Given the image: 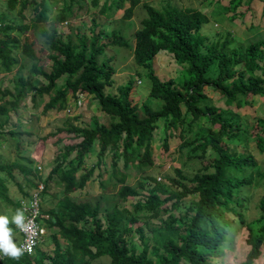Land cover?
I'll use <instances>...</instances> for the list:
<instances>
[{
	"label": "trees",
	"instance_id": "obj_1",
	"mask_svg": "<svg viewBox=\"0 0 264 264\" xmlns=\"http://www.w3.org/2000/svg\"><path fill=\"white\" fill-rule=\"evenodd\" d=\"M72 1L67 0L48 21L44 0H5L9 9L19 3L17 13L22 19L23 10L30 4L33 6L30 22L6 23L4 14L0 13V68L9 71L17 61L11 53L19 49L32 61L29 74L41 76L45 82L34 83L30 76L17 75L13 91L0 90V99L9 96L0 103V127L7 120L8 112H15L27 95L32 103L47 95L42 105V112H46L63 108L68 94L73 97L78 93L87 94L110 121L105 125L92 117L83 125L66 122L57 128L56 133H65L64 138L69 142L61 145L52 167L41 179L33 169L0 158V215L4 206H10L16 214L21 208L20 201L36 192L38 213L42 215L38 221L51 230L48 238L53 245L50 254L39 245L18 260L0 255V264H216L215 257L223 255L221 249L230 246L228 235L240 226L246 230L248 246L240 264H253L258 258L264 264V192L253 203L256 216L249 218L244 215L248 200L242 195L255 179L256 185L264 186V169L259 170L257 166L258 158L264 154V118H256L253 125H258V130L249 133L230 109L232 104L245 106L250 96H264V37L244 46L233 45L228 31L222 38L208 39L199 31L208 16L196 8L182 6L181 0L178 5L171 0H159L156 5L140 0H103L99 11H107L108 16L121 10V17L128 19L137 5L144 11L139 27L133 31V44L129 45L114 29L105 41L98 42L104 34L98 29L88 40L80 36L73 43L56 37L55 30V24L66 19ZM125 1L128 4L124 7ZM248 2L227 0L222 12L231 11L228 20H232L235 8L242 4L246 7ZM90 3L96 6L98 0ZM243 12L240 10L239 14ZM45 22L49 23L47 28L40 26L38 30L50 50L48 71L37 63L33 41L16 35ZM96 25L92 20L91 26ZM115 46L131 48L134 63L144 69L141 75L149 80V89L143 100L134 99L136 82L130 78L109 92L104 91L105 86L111 85L114 68L108 64L110 58L99 59V56L104 49ZM159 50L171 53L180 66L176 77L160 79L154 74L151 61ZM59 78L61 84L56 86ZM205 89L217 92L226 107L214 106ZM150 101L156 102L155 106ZM200 119L204 126H198L193 137L185 140L182 133H190ZM177 128L178 132L173 133ZM157 130L161 132L159 137L164 149L167 137L174 134L183 138L181 147L193 144L185 156L198 159L200 165L191 175L174 167L173 176L164 175L163 182L143 174L139 175L137 187L126 184L125 169L131 166L142 171L152 164L151 141ZM13 132L8 133L13 136ZM3 133L0 130V135ZM94 149L95 160L87 164L84 159ZM206 149H210L208 157ZM104 156L110 157L107 183L111 180L114 185L120 183L115 192L117 199L125 201L133 197L135 201L131 203V210L110 204L104 208L101 222L96 216L98 202L91 206L87 201H76L70 193L82 189L94 170L101 178L99 166ZM118 161L121 169L116 166ZM14 172L24 177V188L14 178ZM9 181L18 191V199L9 197ZM98 184L105 186L101 179ZM52 188L60 191L61 196L51 206L42 208ZM186 196L194 197L189 201L187 213L175 217L171 209L178 207ZM139 210L143 211L140 216L135 214ZM161 213L166 216L155 231L164 230L167 235L159 246L148 250L140 226L131 229L130 225L140 218L147 222ZM8 227L12 233L16 232L12 220ZM131 233L137 235L140 251H135L129 239ZM56 234L68 245L62 246Z\"/></svg>",
	"mask_w": 264,
	"mask_h": 264
},
{
	"label": "rangeland",
	"instance_id": "obj_2",
	"mask_svg": "<svg viewBox=\"0 0 264 264\" xmlns=\"http://www.w3.org/2000/svg\"><path fill=\"white\" fill-rule=\"evenodd\" d=\"M79 6H77V2ZM103 0H98L96 6L90 3V0H73L71 3V10L66 14V19L57 22L55 24L56 37L62 40H70L73 43L78 41L80 36L90 38V34H94L98 29L102 30L104 34L98 38V42L105 41L109 37L110 30H117L123 38H125L129 45L133 44V31L139 27V21L144 15V11L137 5L132 12L130 18L125 19L121 17V10H117L112 15L108 16V12L101 13L99 7ZM148 1L154 5L159 0H140ZM174 4H179L178 0H171ZM181 5L186 7H193L202 11L208 16V21L203 23L200 27V33L207 36L208 39L222 38L223 34L228 31L231 32L233 45L244 46L247 42L254 41L258 38L264 37V0H249L247 6L244 4L239 5L234 10V17L232 20H228L231 11L222 12L224 6L227 5V0H181ZM67 3V0H44V6L46 8V14L48 21H50L54 14L61 9L63 5ZM127 1L123 3V6H127ZM32 6L30 4L26 7L22 14L23 19L17 13L19 9V3L15 4L13 9H9L5 0H0V13L5 16L6 23L17 24L20 22H30V16L32 15ZM244 12L240 15L239 11ZM239 14V15H237ZM97 23L95 27L91 26V23ZM49 25L48 22L37 24L25 31L22 34H16L19 39L22 36H27L28 40L33 41L35 53L38 56L37 63L42 66L45 71L49 70L50 61L47 58V54L50 50L47 48L44 38L40 35L38 28L40 26L45 29ZM15 34V33H13ZM17 59L16 63L12 65L9 71H4L0 68V90L13 91L14 79L17 75L30 76L34 83H44V79L41 76H34L29 74V66L32 61L24 56L19 49H15L12 53ZM108 54V55H107ZM108 60L114 68V74L112 76V82L110 86H105L104 91L109 92L110 88L124 83L127 79L135 81L134 85V99L143 100L149 89V80L143 77L141 73L144 72L142 67L137 66L131 55V48L112 47L111 49H104L103 53L99 56V59ZM154 74L160 79L174 78L178 74L180 66L174 61L171 53L165 50H159L151 61ZM140 76H139V75ZM61 79H57L55 84L59 86ZM206 94L209 95L212 103L217 108H224L226 105L223 103L220 95L210 89H205ZM4 98H9L5 96ZM3 98V99H4ZM3 99H0L2 103ZM47 100V95L36 99L34 103L30 100L29 95L19 103L15 112L9 111L7 114V120L2 124L0 130L4 132L0 135V158L4 162L16 161L25 168H31L39 175L40 179L46 175L48 170L53 165V158L60 149L61 145L69 142L67 137L64 138L65 133H56V129L63 127L66 122H70L76 125H83L90 122L91 118H95L97 122L107 124L110 120L108 116L102 115L97 106L95 100L87 95L78 93L76 96L67 95L65 106L61 109H50L46 112H42V105ZM248 104L243 107H235L233 104L230 106L232 113L237 114L242 126H246L249 133H253L258 130V125H253L256 118H264V96L254 95L247 99ZM156 102L150 101L151 106H155ZM253 125V126H251ZM198 126H204L203 119L197 122L190 133H182L185 140H190L197 130ZM245 127V128H246ZM15 131V135L11 136L8 132ZM178 132V128L173 130ZM16 133H19L16 135ZM54 133V135H53ZM160 130L155 131L153 139L151 141L150 158L152 164L145 166L142 171L135 167H129L124 170L126 177L125 183L130 186H136V182L140 179L139 175H151L156 180L163 182L164 175L173 176V168H179L184 174L191 175V173L200 165L198 159L187 158L185 156L187 150L193 145L180 146L183 138L177 134L170 135L166 139V148L162 146V140L160 136ZM61 137V141L57 142L55 139ZM210 149H206L205 154L208 157ZM255 154V153H254ZM26 157L31 162L22 158ZM71 156V153L70 155ZM255 158L257 154L254 155ZM102 164L99 166L101 172V178L96 176V170L93 171L90 179L86 181L82 189H77L70 193V196L76 201H87L91 206L94 202H98L99 210L97 217L101 222L104 221V208L112 203H115L118 208L122 206L131 210V203L135 201V198H127L125 201L117 199L115 192L117 191L120 183L113 184V180L107 183V178L110 175V157L104 156ZM95 160L94 152L90 153L84 161L87 164H92ZM117 168L121 169V161H118ZM259 170L264 169V154L260 155L257 161ZM14 178L20 183L23 188L25 186L24 177L14 172ZM255 174H253V179ZM101 179L105 182V186L102 188L99 186L98 181ZM248 186L243 192V197L248 200L247 207L244 210L245 218L255 217L256 211L253 209V203L264 192L262 189L264 186L262 183ZM261 181V180H260ZM259 181V182H260ZM8 195L12 200L19 198V193L16 190L12 182H8ZM259 184V183H258ZM137 187V186H136ZM137 191H140L137 188ZM144 193V192H143ZM49 196L46 197L44 203L42 202V208L51 206L53 200L61 196V192L56 188L49 190ZM53 196V197H52ZM193 196H186L178 207L171 209V213L177 217L178 215H185L187 212V206L189 201L193 199ZM51 200V201H50ZM171 200L166 203V207L169 206ZM3 206V205H2ZM1 206V207H2ZM1 213L6 216L10 221L15 213L11 210L10 206H4L1 208ZM137 215L143 214V211H136ZM45 217V215H43ZM166 213H161L158 217L149 218L147 222L143 219H138L130 225L133 229L136 226H140L144 235V239L148 244V250L151 246H159L161 240L166 237L167 233L164 230L155 231L156 226L160 223V220L164 219ZM46 234L40 242V248L46 253L50 254L52 250V242L48 238V234L51 230H45ZM59 238L62 246L68 245L67 241L63 239L59 234H56ZM229 236V237H228ZM227 239L229 240V247H223L222 259L215 257L216 264H240L244 260L245 254L248 250V246L245 243L246 230L243 226L238 227L233 233L229 234ZM18 236H14L12 233V240H15ZM130 241L135 247V251H140L141 244L135 233H131L129 236ZM151 257L150 255H148ZM262 258L254 260L253 264H260ZM35 264V263H33Z\"/></svg>",
	"mask_w": 264,
	"mask_h": 264
},
{
	"label": "clouds",
	"instance_id": "obj_3",
	"mask_svg": "<svg viewBox=\"0 0 264 264\" xmlns=\"http://www.w3.org/2000/svg\"><path fill=\"white\" fill-rule=\"evenodd\" d=\"M28 198L21 200L20 205L24 201L27 202V200H29ZM40 216L42 215L38 213V215L35 217V220L38 227L43 229V232L39 234V236L36 238V241L31 249V247L28 246H20V244L23 242V234L21 231L27 232L31 230L32 226V221H29V224L27 225L24 223L25 216L22 212V208H20V210L18 209L16 211V214L12 217V223H14L16 227V232H14V236H18L15 240H12V230L8 227L9 219L6 216L0 215V255L18 260L22 257L24 253H27L28 255L31 254L34 251L35 247L39 246L40 242H43L42 239L46 234V228L44 227V225H41L38 221V217Z\"/></svg>",
	"mask_w": 264,
	"mask_h": 264
},
{
	"label": "built area",
	"instance_id": "obj_4",
	"mask_svg": "<svg viewBox=\"0 0 264 264\" xmlns=\"http://www.w3.org/2000/svg\"><path fill=\"white\" fill-rule=\"evenodd\" d=\"M41 185L38 184V188H40ZM22 212L25 216L24 223L27 225L29 224V221H32L31 230L25 232L21 231L23 234V242L20 244V246H28L33 247L36 238L43 232V229L38 227L35 217L38 215V196L36 192H33L29 198V200L24 201L21 204ZM19 247V246H18ZM27 251V250H26Z\"/></svg>",
	"mask_w": 264,
	"mask_h": 264
}]
</instances>
